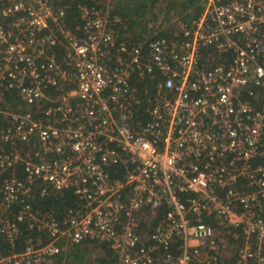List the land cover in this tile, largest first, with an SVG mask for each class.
Returning a JSON list of instances; mask_svg holds the SVG:
<instances>
[{
  "label": "built area",
  "instance_id": "built-area-1",
  "mask_svg": "<svg viewBox=\"0 0 264 264\" xmlns=\"http://www.w3.org/2000/svg\"><path fill=\"white\" fill-rule=\"evenodd\" d=\"M86 1L70 25L67 0H0V235L37 233L0 264L61 240L109 264H264V0H202L138 42ZM69 188L61 221L32 205Z\"/></svg>",
  "mask_w": 264,
  "mask_h": 264
},
{
  "label": "trees",
  "instance_id": "trees-1",
  "mask_svg": "<svg viewBox=\"0 0 264 264\" xmlns=\"http://www.w3.org/2000/svg\"><path fill=\"white\" fill-rule=\"evenodd\" d=\"M70 4L68 9V22L73 24L78 22V13L75 9V4L77 2L89 3L86 0H67ZM202 0H168L166 1V7L160 8L164 10L163 18H159V23L164 22L166 19L173 16L171 13L172 9H176L177 6L180 8L176 11L179 19L183 20L184 23L189 22L193 17L199 14L200 9L202 8ZM151 0H115L112 4V12L118 14L121 19L127 24L126 28L123 30H118V38L123 35L125 38L131 39L135 42L144 40L146 38H158L165 37L169 38L173 35L172 28H162L158 30L154 28L155 26L149 27V23H152L154 20L158 19V13L153 11L148 5ZM160 26V25H159ZM157 30V34L153 35L154 31ZM157 80V79H156ZM141 89L144 88V91H150V88L155 84L154 80L144 79L141 82L137 83ZM143 90L139 92L141 97L145 98L146 93ZM247 95V94H245ZM250 99V98H249ZM119 170L116 167L111 168V174L114 177L119 176ZM36 197L32 200V205L35 209H38L42 212H52L57 219L60 221L63 219V216H66L67 211L75 205L76 196L73 194L71 188L64 189L61 193H57L50 196H41L37 194L35 190ZM162 214V210L157 212L152 218L150 223V228L144 229V223L140 224V232L144 240H149V234L151 233L152 227L158 222L159 217ZM20 231L19 234L11 241L4 236L0 235V257L7 256L12 253L23 252L27 244V240L30 237H33L37 234L35 231H31L27 228L26 223L21 222L19 224ZM43 241L46 239L43 238ZM88 242L73 244L69 241L66 242L61 240L58 245L60 250L58 253L53 254L48 257L46 261L42 264H82L84 261V255L88 253L94 246H98L100 249V254L92 258L89 264H109L113 261L114 255L110 250L109 246L104 243H96L91 246H84ZM67 244V245H66ZM72 246L70 250L64 248V246ZM236 254L233 253L232 258L234 259Z\"/></svg>",
  "mask_w": 264,
  "mask_h": 264
},
{
  "label": "rangeland",
  "instance_id": "rangeland-1",
  "mask_svg": "<svg viewBox=\"0 0 264 264\" xmlns=\"http://www.w3.org/2000/svg\"><path fill=\"white\" fill-rule=\"evenodd\" d=\"M115 0H103V2H105V4L112 10V4H113V2H114ZM152 2L149 4L148 3V5L151 7V9L153 10V11H155V12H157L158 14V19L157 20H154L152 23H149V26L150 27H152V26H155V27H157V29L159 30L160 29V27H162V28H168V27H172V23H173V21L176 19V17H177V10L180 8V6H177L176 7V9H172V11H171V13H173V16L172 17H170V18H168V19H166L164 22H162V23H159V18L160 19H162L163 17V14H164V10H160V8H162V7H166V1L165 0H151ZM200 4V3H199ZM160 25V26H159ZM158 31L157 30H155L154 31V33H157ZM93 244H96V243H90V242H88V243H86V244H82L81 246L82 247H84V246H91V245H93ZM67 245V244H66ZM72 246H64V248L65 249H67V250H70V248H71ZM93 249H91L88 253H86L85 255H84V261H83V263L82 264H89V262H90V260L92 259V258H94V257H96V256H98V254H100V249L98 248V246H94L93 245Z\"/></svg>",
  "mask_w": 264,
  "mask_h": 264
}]
</instances>
